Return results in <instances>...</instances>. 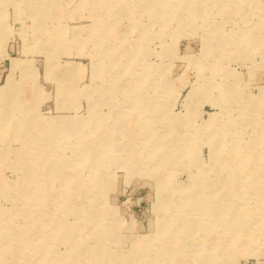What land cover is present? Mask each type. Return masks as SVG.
<instances>
[{
    "label": "rangeland",
    "instance_id": "374dc122",
    "mask_svg": "<svg viewBox=\"0 0 264 264\" xmlns=\"http://www.w3.org/2000/svg\"><path fill=\"white\" fill-rule=\"evenodd\" d=\"M263 90L264 0H0V264H264Z\"/></svg>",
    "mask_w": 264,
    "mask_h": 264
},
{
    "label": "bare ground",
    "instance_id": "6f19581e",
    "mask_svg": "<svg viewBox=\"0 0 264 264\" xmlns=\"http://www.w3.org/2000/svg\"><path fill=\"white\" fill-rule=\"evenodd\" d=\"M182 7H183V5H182ZM193 8V7H192ZM219 35V34H218ZM248 36V35H247ZM214 38H216V37H214ZM218 38V37H217ZM216 40V39H215ZM222 42H223V40H222ZM261 42V41H260ZM225 43V42H224ZM223 43V44H224ZM238 50V49H237ZM216 64V63H215ZM131 90V89H130ZM264 91V90H263ZM134 98H136V97H134ZM158 108V107H157ZM156 111V110H155ZM48 123L49 122H46V123H44V126H46V127H49L48 126ZM60 123H63L62 121H58V122H56L55 124H60ZM67 123V122H66ZM210 124V123H209ZM55 127H57V125L55 126ZM163 142V141H162ZM227 144V143H226ZM225 144V145H226ZM224 147V146H223ZM81 149V148H80ZM84 150V149H83ZM89 152V151H88ZM222 152V151H221ZM89 154V153H88ZM41 155V154H40ZM52 155V154H51ZM221 155H222V153H221ZM220 155V156H221ZM84 158V157H83ZM116 158V157H115ZM85 159V158H84ZM1 191V190H0ZM176 196H177V194H176ZM194 203V204H193ZM189 202L188 203V206H192V204L193 205H198V206H203L204 207V214H206L208 217H211V218H213L214 219V215L216 214L215 213V211L216 212H218V215L220 216V213H221V210H223V211H225V208H224V205H221L220 203L218 204V202H214L213 200H207V202L206 201H203V200H195L194 202ZM72 207V206H71ZM165 209V208H164ZM248 209H251V208H248ZM88 213V212H87ZM101 215V214H100ZM217 215V214H216ZM212 220V219H211ZM113 230V229H112ZM252 238V237H251ZM217 246V245H216ZM214 247V246H213ZM200 249V248H199ZM199 249H197L198 251H200ZM216 249V248H215ZM186 250H187V248H186ZM218 250V249H217ZM163 251V250H162ZM177 251L179 252V250H177V249H174V251H170L169 250V253H166V257L167 256H169V257H172L173 255H176L177 254ZM202 252V251H201ZM176 253V254H175ZM179 254V253H178ZM190 254H192V253H190ZM215 254V253H214ZM182 256V255H181ZM212 256V255H211ZM206 257L205 255L201 258H197L196 257V255H195V257H194V259L196 260V261H198L200 264H216V260L215 259H213L212 257ZM105 258H108V259H111V258H113V255H111V256H106L105 255ZM168 258V257H167ZM180 258V257H179ZM175 259H177V258H175ZM189 260V257H187V260H185V261H188ZM184 261V262H185Z\"/></svg>",
    "mask_w": 264,
    "mask_h": 264
}]
</instances>
